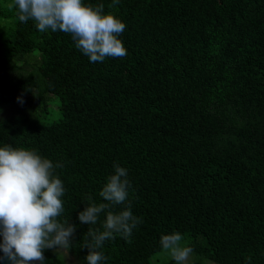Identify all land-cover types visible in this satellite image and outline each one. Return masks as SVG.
<instances>
[{
	"label": "trees",
	"instance_id": "16d2710c",
	"mask_svg": "<svg viewBox=\"0 0 264 264\" xmlns=\"http://www.w3.org/2000/svg\"><path fill=\"white\" fill-rule=\"evenodd\" d=\"M83 2L126 25V56L91 62L71 34L40 32L17 10L0 36V147L62 165L60 219L76 226L67 253L87 264V230L125 209L78 220L106 203L99 192L118 164L142 223L130 243L106 240L100 264H149L174 231L193 249L189 264H264V0ZM54 107L57 118L41 120ZM43 256L68 264L56 248Z\"/></svg>",
	"mask_w": 264,
	"mask_h": 264
},
{
	"label": "clouds",
	"instance_id": "9594fccd",
	"mask_svg": "<svg viewBox=\"0 0 264 264\" xmlns=\"http://www.w3.org/2000/svg\"><path fill=\"white\" fill-rule=\"evenodd\" d=\"M117 4L119 0H112L109 7ZM9 6L17 10L20 22L35 21L40 32L71 34L75 46L91 62L127 55L119 38L126 25L113 13H105L103 4L93 6L83 0H12ZM54 167L62 165L54 166L34 149L0 147V235L3 237L0 248L15 264L43 261L46 248H56L62 260L72 245L70 238L76 226L69 224L67 219H60L65 188L62 180L54 175ZM130 187L127 169L114 164V174L107 177L99 192L106 203H92L78 213L82 224L96 225L101 212L127 201L123 211H107L102 231L87 230L90 242L83 246L88 249L87 264H100L106 259L101 249L106 240L115 238L114 234H120L130 243L128 238L132 230L142 223L130 211ZM159 242L175 264H189L193 249L185 244L181 233L174 231L162 235Z\"/></svg>",
	"mask_w": 264,
	"mask_h": 264
},
{
	"label": "rangeland",
	"instance_id": "374dc122",
	"mask_svg": "<svg viewBox=\"0 0 264 264\" xmlns=\"http://www.w3.org/2000/svg\"><path fill=\"white\" fill-rule=\"evenodd\" d=\"M12 4V0H0V36H8L12 32V28L16 22L15 18V8H11L9 5ZM6 49L9 52L13 47L14 44H6ZM37 114H44L42 113L41 109H35L33 110V116ZM57 118V110L55 107L47 114L43 115V118L41 117V120L43 121H49V120H55ZM171 257L164 251H161L156 256L152 257L150 259L149 264H162L165 261H168ZM66 260L68 264H78L76 259L70 255L69 253L66 254ZM215 264V263H211Z\"/></svg>",
	"mask_w": 264,
	"mask_h": 264
},
{
	"label": "water",
	"instance_id": "95a60500",
	"mask_svg": "<svg viewBox=\"0 0 264 264\" xmlns=\"http://www.w3.org/2000/svg\"><path fill=\"white\" fill-rule=\"evenodd\" d=\"M2 243L3 242L0 241V244H2ZM13 252H14V250H13ZM16 259H19V257H17ZM0 264H15V262L12 259H10L6 253H4L2 248H0ZM26 264H40V261L39 260H32V261L26 262Z\"/></svg>",
	"mask_w": 264,
	"mask_h": 264
}]
</instances>
